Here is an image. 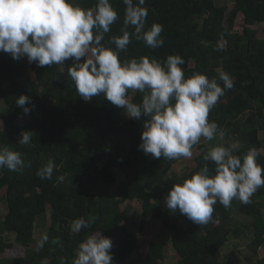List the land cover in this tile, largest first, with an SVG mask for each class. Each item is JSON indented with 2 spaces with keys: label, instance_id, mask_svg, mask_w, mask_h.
<instances>
[{
  "label": "trees",
  "instance_id": "16d2710c",
  "mask_svg": "<svg viewBox=\"0 0 264 264\" xmlns=\"http://www.w3.org/2000/svg\"><path fill=\"white\" fill-rule=\"evenodd\" d=\"M233 1L230 9L227 0H146V27L163 25L164 44L153 49L133 39L119 54L121 60L148 56L161 62L169 55H180L186 77L201 73L218 79L221 71L231 76L234 87L225 91L209 114V120L225 132L223 141L217 137L213 144L201 139L194 146L198 154L191 159H156L140 150L146 118H128L124 109L103 95L84 101L67 76L72 59L38 67L26 57L15 60L0 52V145L20 152L30 165L22 172L0 170V206L2 197L8 203L4 217L0 209V256L17 245L26 250L24 256L0 257V264H41L44 259L49 264H72L79 243L97 231L113 241V264L125 263L135 252L138 256L130 264H162L167 254L159 239L138 246V232L145 230L149 219L163 221L179 257L176 264H225L223 249L231 236L240 238L249 230L254 235L253 252L264 248V186L252 196V203H241L236 209L249 220L244 227L233 225L232 206L217 203L209 223L198 225L186 216H168L158 204L174 184L199 171L205 163L203 152L214 145L235 144L234 154L241 157L256 148L258 163L264 166V39L253 28L264 24V0ZM76 2L84 8L96 4V0ZM110 2L119 19L102 43L114 48L108 42L122 35L126 6L123 0ZM239 14L245 19L242 30L236 28ZM219 43L224 44L223 50H216ZM21 95L30 97L29 114L16 104ZM129 95L137 103L142 98L139 92ZM22 131L32 132L27 145L17 143ZM49 159L56 165L53 177L41 179L36 173ZM178 162L185 165L183 171L168 176ZM208 164L214 169L212 162ZM118 171L124 179L115 194ZM60 175L65 176L62 182L57 181ZM133 200L141 204L140 211L122 207ZM48 214L49 240L37 252L35 231L46 223ZM78 218L89 221L90 227L75 233L71 224ZM136 225L138 230L131 231ZM256 264H264V256Z\"/></svg>",
  "mask_w": 264,
  "mask_h": 264
},
{
  "label": "clouds",
  "instance_id": "9594fccd",
  "mask_svg": "<svg viewBox=\"0 0 264 264\" xmlns=\"http://www.w3.org/2000/svg\"><path fill=\"white\" fill-rule=\"evenodd\" d=\"M123 4L122 35H114L108 42L115 45L113 48L102 43L119 19L110 0H96L92 8H84L76 0H0V52L11 54L15 60L26 57L38 67L61 65L72 59L67 76L84 101L103 95L124 109L128 118H146L140 150L156 159H191L201 139L224 138L225 132L209 120V114L225 91L234 87L233 79L223 71L218 79L201 73L186 77L180 55H169L163 62L148 56L121 60L120 52L127 51L133 39L153 49L164 44L163 25L146 27V0H123ZM223 48L219 43L216 50ZM130 92L142 94L139 103L133 102ZM29 103L26 95L16 100L24 114L31 111ZM21 137L17 143L27 145L32 132L22 131ZM235 148V144L214 145L204 151L203 166L173 185L165 198L166 207L195 224L206 225L217 203L225 208L233 200L252 203V196L264 186V166L258 163L260 151L251 148L241 157L234 154ZM208 162L215 165L214 169ZM25 167L30 165L20 152L0 145V170L22 172ZM55 168L49 159L36 175L50 180ZM64 179V175L57 177L58 182ZM89 227L84 218L71 224L75 233ZM48 240L44 234L36 242L35 251L42 250ZM112 247L111 238L94 232L79 243L72 264H113ZM41 264H49L48 259Z\"/></svg>",
  "mask_w": 264,
  "mask_h": 264
},
{
  "label": "rangeland",
  "instance_id": "374dc122",
  "mask_svg": "<svg viewBox=\"0 0 264 264\" xmlns=\"http://www.w3.org/2000/svg\"><path fill=\"white\" fill-rule=\"evenodd\" d=\"M229 3V8L232 9L234 6V1L233 0H227ZM219 4H223V2H219ZM245 26V19L243 14H239L236 18V28L239 30H242L243 27ZM254 29L257 30V35L264 39V24H258L253 27ZM2 103V101H0ZM3 114V107L0 109V130L3 128V121L1 119ZM22 138V137H21ZM218 142L221 141V138L217 139ZM202 141V140H201ZM223 141V139H222ZM211 142L213 144H217V142L214 141H206ZM198 154V149L196 148L194 150V155ZM184 164L183 163H176L172 170L168 173V176H171L173 171H177L181 173L184 169ZM118 184L115 185L112 188V193L117 194L118 193V187L121 183V181L124 179V175L118 171ZM162 189V186L159 187ZM5 191V190H4ZM5 194V192H3ZM3 196V195H2ZM167 195L164 196L163 199L158 201V204H160L165 212L167 213L168 216L170 217H177L179 219H182L184 215L180 214L178 211L173 213L171 212L165 205V198ZM2 204L0 206V209L2 211V217L5 216L6 213H8V203L6 200V197L1 198ZM241 202L239 200H233L231 202V209L233 210V225H240V227H244L249 225L247 218L243 217V215L239 214V211L236 210ZM131 206V208L135 211H140L141 210V204L136 201H127L122 205L123 208L126 206ZM184 223H187L186 218H184ZM43 224V223H42ZM50 225V214L47 215L46 223L44 225H38L35 231V237L37 239H40L44 234L48 233V226ZM138 230V225L134 226L131 228V231H137ZM138 246L139 247H146L152 240L154 239H159V242H161L164 247H165V252H166V258L164 261H162V264H176L179 261V257L176 254V251L172 245L171 241V236L168 233L167 228L164 226L162 220H154V219H149L145 230L142 232H138ZM168 235V237H167ZM11 240H14V236H10ZM253 240H254V235L253 231L249 230L247 231L243 236L240 238L235 237L234 235L231 236L230 240L228 241L227 245L223 249V262L225 264H256L257 259L261 258L264 256V248H260L257 253L253 252L252 249H254L253 246ZM26 253V250L22 246H15L13 249L7 250V252L0 256V257H16V256H24ZM137 252H135L132 256L129 257V259L122 264H130L132 260L137 258Z\"/></svg>",
  "mask_w": 264,
  "mask_h": 264
}]
</instances>
